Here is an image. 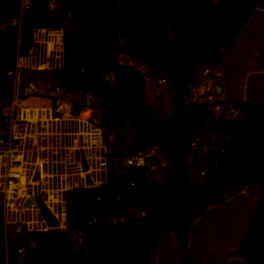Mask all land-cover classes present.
Instances as JSON below:
<instances>
[{
	"label": "trees",
	"instance_id": "obj_1",
	"mask_svg": "<svg viewBox=\"0 0 264 264\" xmlns=\"http://www.w3.org/2000/svg\"><path fill=\"white\" fill-rule=\"evenodd\" d=\"M56 1L54 9L49 0H30L22 9V0H0L4 98L14 89L8 70L27 54L35 31L66 30L69 14L79 11L76 0ZM257 8H264V0H92L89 15L80 14L85 37L64 35L65 62L53 69L54 76L65 92L79 91L84 105L98 109L102 128L116 131L111 149L118 161L124 151L156 145L170 165V180L152 182L146 168L119 172L117 163L109 164L101 186L66 191V228L28 232L36 245L28 246L22 257L16 251L18 240L12 239L9 260L0 206V264H19L20 258L27 264H151V249L159 245L163 231H173L184 251L191 214L222 203L229 188L252 183L260 185L259 206L239 251L249 264H264V99L236 102L242 114L225 122L229 138L224 151H209L200 183L190 177V142L204 130L207 117L215 118L209 104L186 99L198 67L223 63L225 49ZM121 55L169 79L174 109L166 122L147 104L145 73L120 64ZM126 128L134 131L132 136ZM181 259L196 263L187 254Z\"/></svg>",
	"mask_w": 264,
	"mask_h": 264
},
{
	"label": "built area",
	"instance_id": "obj_2",
	"mask_svg": "<svg viewBox=\"0 0 264 264\" xmlns=\"http://www.w3.org/2000/svg\"><path fill=\"white\" fill-rule=\"evenodd\" d=\"M55 2L56 0H49L50 9L56 7ZM29 6L30 0H22V9ZM13 23H18V20L14 19ZM62 31V29L55 28H39L35 31L34 42L30 45L27 54L18 56L15 67L8 70V74L14 77L12 96L7 99L0 95V206L4 215L8 260L12 239L18 240L16 251L19 257H22L28 246L36 245L28 236V232L55 229L50 228L41 216L36 202L39 185H41L40 190L45 202L54 212H58L55 214L64 222L66 199L60 197V191L63 189L60 186L64 180L63 176L68 177L76 173L82 179L80 186L88 187L85 173L81 168L80 149L94 151L98 167L96 170H91V174L98 183L95 184L96 186H101L107 181L109 164L118 161L113 155L111 144L104 142V139L97 137V134L93 137V134L83 133L80 130L81 119L71 110L72 97L75 93H67L60 83L53 85L49 81L37 83L31 80L28 85L21 87L20 70L22 69L47 70L64 66L65 50L61 38ZM129 57L130 61L124 62L119 59V63L136 67L145 73L146 92L150 91L147 86L154 84V94L160 95L164 85L169 83V79L153 75L146 66L136 61L135 58ZM223 74L222 63L204 65L199 73L200 77L196 73L195 79L187 88V101L209 104L210 112L215 118L211 120L207 117L204 130L197 133L190 142L191 160L198 166L203 176H205V159L209 151H224L225 141L229 138L225 122L238 118L242 114L236 102L229 100L224 91L222 93L218 91V85L223 87ZM108 78L114 82L113 75H109ZM31 95L51 99V119H27L23 116L21 102ZM53 98H56L55 102ZM84 106L91 108L89 102ZM86 120L95 125L99 123L91 115ZM46 127L58 128L59 149L66 152L68 156L62 162V169L61 163L57 167L55 162L46 158L52 149V146L45 141L47 139L44 132ZM34 133L42 137L40 148L27 145L28 139L33 137ZM196 159L197 162H195ZM120 162L123 170L126 167H135L139 170L146 168L147 174L157 165L168 163L160 147L156 145L140 147L136 152L124 151ZM37 171L40 172L41 177L35 180ZM97 174L100 176L99 179L96 178ZM28 199H31L32 203L26 205ZM26 211L32 212L34 218L24 216Z\"/></svg>",
	"mask_w": 264,
	"mask_h": 264
},
{
	"label": "crops",
	"instance_id": "obj_3",
	"mask_svg": "<svg viewBox=\"0 0 264 264\" xmlns=\"http://www.w3.org/2000/svg\"><path fill=\"white\" fill-rule=\"evenodd\" d=\"M258 11L260 12L259 14H257ZM245 32H247L246 35H244ZM260 34L263 36V40L261 42L262 44H259L257 39L252 37L254 35L258 36ZM263 41L264 8H257L247 22L244 30L239 34L234 44L229 48L225 55V63L228 67L229 74L228 79L223 81V91L229 100L233 102H239L245 100L264 99ZM241 68H244V72H242L243 70H241ZM258 95H261L259 99L257 98ZM28 97H25L21 103L24 106L26 101L28 103V110H31L33 113H37V116L35 117L46 118V116L51 113V108H48L47 112L40 111L45 106V104H49V106L52 107V101L50 98L40 96L48 100V103H41V105H39V97ZM72 98H76L72 103V113L80 118H84L83 120H85L84 123H81V127L83 126L85 128L83 130L88 132L98 131L100 132V136L97 137L103 139L102 134L106 129L102 128L99 123L97 126L101 129L96 127V125L94 126V124L92 125V123H89L86 120V118L91 115L97 122H99L98 109L86 108L75 94ZM77 100L80 103L77 102ZM76 105L81 106L80 109H74ZM57 129V127H46L44 131L45 137H47L45 141L49 144V146H52L51 153L48 154L46 158L52 162H55L57 167L59 166V163H61L60 165L62 169V162L64 158L66 159L68 156L66 152L59 149L60 141L58 138L59 133ZM115 133L116 131H113V135L111 136L112 139ZM42 141V137L40 138L37 133H34L33 137L28 139L27 145L30 147L37 146L40 148ZM88 150L86 153L91 163V150ZM51 167L54 169L53 165H51ZM63 178V183L61 182L60 184L61 188H63L60 191V197L64 198L66 189L80 186L82 179L76 173L71 174L68 177L63 176ZM259 194V183H252L242 187H231L225 194L224 201L222 203L210 205L205 213L198 215V222L200 221L202 223L203 228L206 230L205 232H207V235L202 233L201 236H206V239L208 240L214 239L213 241L215 242L216 240H219L220 244H214L213 247L211 246L213 249L212 251L208 250L207 246V257H209L210 251L223 258L226 262L225 264H249L239 251V248L248 232L253 216L258 209ZM217 230L219 231L220 236L216 234ZM214 246L218 248H214Z\"/></svg>",
	"mask_w": 264,
	"mask_h": 264
},
{
	"label": "rangeland",
	"instance_id": "obj_4",
	"mask_svg": "<svg viewBox=\"0 0 264 264\" xmlns=\"http://www.w3.org/2000/svg\"><path fill=\"white\" fill-rule=\"evenodd\" d=\"M75 1V0H74ZM92 0H76V6L78 8V12H72L68 16L67 20V28L66 30L62 29V36L61 38H64V35H68V37L72 40H82L85 37V24L84 20L80 17V14H83L85 16L89 15L90 11V5H91ZM57 5V1L55 2ZM260 12L258 11L257 14ZM247 32L244 33L246 35ZM253 38H256L259 44H262V35H254L252 36ZM237 39V38H236ZM245 40V38H244ZM243 40V41H244ZM236 41V40H235ZM245 42V41H244ZM264 43V41H263ZM63 48L65 50V47L63 45ZM226 52L229 50L225 49ZM225 52V55H226ZM119 59L123 60L124 62L130 61V57L128 55H121ZM244 63V62H242ZM223 68H224V74L222 81H226L228 79V67L225 63V56H224V62ZM201 68L202 66L198 67L197 69V76H199V73H201ZM244 72V68H241ZM235 74V73H234ZM245 74V73H244ZM200 77V76H199ZM20 80H21V87H24L28 85V83L31 80L36 81L37 83H45L47 81L51 82L53 85L59 84L58 80L54 76V71L53 69H47V70H35V69H22L20 70ZM224 83V82H223ZM168 84H165L163 87L162 92L160 95H155L154 94V84L148 85L147 88L150 90L147 92L146 96V101L147 104L152 108V110L155 112L157 117L166 122L168 119L169 114L173 111L174 109V103H173V92L168 90ZM77 93V97H78ZM39 97L38 103L41 105V103H48V100L38 96V95H31L29 96L30 98L33 97ZM28 97V98H29ZM261 95H258L257 98L259 99ZM76 98H72V101H75ZM44 100V101H43ZM77 102H79L77 100ZM80 103V102H79ZM81 106L76 105L74 109H80ZM48 108H51L49 104H45V106L40 110L41 112H47ZM95 109V108H94ZM24 114L26 117H35L37 116V113H33L31 110H28V103L25 101V104L23 106ZM81 129H85L83 126ZM125 133H127L129 136H132L134 131L131 130L130 128H126L123 130ZM88 134H93V137L95 134L97 136H100V132L95 131L93 133H88ZM113 131L105 130L104 133L102 134L103 141L106 142L107 144L112 143V136ZM89 151V150H88ZM78 157V155H77ZM192 157H189V161L192 162ZM90 160H91V170H96L98 167V161L95 158V154L93 151H90ZM117 169L119 172L123 170L122 164L120 161H117ZM170 168L169 163L166 165H157L156 168L151 169L148 173V179L152 182H157V183H166L170 180V173L168 172V169ZM85 173V172H84ZM190 177L192 180H195L196 182L200 183L204 180V176L200 174V170L198 166L195 164L191 167L190 169ZM97 179L100 178L99 174L96 176ZM98 183L96 182V185ZM198 213H194L191 215V220H192V226L187 232V237H186V249L182 251L177 243V238L176 235L173 231L171 230H165L161 234V240L159 245L156 247H153L151 249V264H186L182 261L181 256L183 254H187L189 258L195 259L196 263L195 264H225V260L221 258L219 255H215L212 251V247L214 244L220 245L219 240L216 242L213 241L214 239H206L205 237H202V233H205L207 235L206 230L203 228L202 223L199 221L198 222ZM27 218H34V215L32 212L26 211L24 214ZM65 226V224H64ZM216 234L220 236L219 231L217 230ZM77 239V238H75ZM207 246L209 251V257H207ZM212 246V247H211ZM214 248H218L214 246Z\"/></svg>",
	"mask_w": 264,
	"mask_h": 264
},
{
	"label": "water",
	"instance_id": "obj_5",
	"mask_svg": "<svg viewBox=\"0 0 264 264\" xmlns=\"http://www.w3.org/2000/svg\"><path fill=\"white\" fill-rule=\"evenodd\" d=\"M218 91L219 93L223 92V87L221 85H218ZM79 91L75 92V95H77ZM80 156H81V168L82 171L85 172V178H86V183L88 187H94L96 186L94 183L93 176L91 174V163L87 157L86 150L84 148L80 149ZM197 162V159L195 160ZM41 175L40 172L37 171L34 179H40ZM39 191L36 196V202L39 207L40 213L42 218L44 219L45 223L50 227V228H63L64 227V222L59 219V217L55 214L53 209L50 208V206L45 202L43 195L41 193V185L38 187ZM32 203L31 199H28L26 202V205H29ZM18 262L20 264H27L26 259H18Z\"/></svg>",
	"mask_w": 264,
	"mask_h": 264
},
{
	"label": "bare ground",
	"instance_id": "obj_6",
	"mask_svg": "<svg viewBox=\"0 0 264 264\" xmlns=\"http://www.w3.org/2000/svg\"><path fill=\"white\" fill-rule=\"evenodd\" d=\"M23 116L25 117V118H27V119H51V117H52V112L48 115V116H46V118H38V117H26L25 116V114H24V110H23ZM81 119V121H80V130L83 132V133H93V132H88V131H85V130H83V129H81L82 127H81V123H84L85 122V120H83L84 118H80ZM93 125V124H92ZM94 126H95V124H94ZM97 126V125H96ZM92 167V166H91ZM94 183L96 184V180H94ZM56 202V201H55ZM56 214H58V212H55Z\"/></svg>",
	"mask_w": 264,
	"mask_h": 264
}]
</instances>
